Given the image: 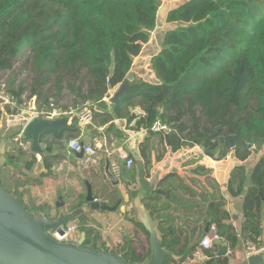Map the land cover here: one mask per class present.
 <instances>
[{
	"label": "trees",
	"instance_id": "16d2710c",
	"mask_svg": "<svg viewBox=\"0 0 264 264\" xmlns=\"http://www.w3.org/2000/svg\"><path fill=\"white\" fill-rule=\"evenodd\" d=\"M169 2L175 3L168 9L165 22L173 28L166 31L160 52L150 60L157 82H130L123 97L113 105L115 113L119 116L118 107L139 99L145 113L139 124L149 134L155 121L169 126L168 133H154L163 134V144L167 134L172 151L200 146L209 154L220 151L221 157L222 150L230 149L225 138L233 136L234 154L245 160L247 146L261 149L264 145V0ZM160 3V0H0V73L11 70L21 53L28 52L37 75L31 97L42 98L43 105H47L49 98L40 87L52 75H57L53 86L58 95L61 75L84 71L87 90L81 92L78 88L76 97L83 105L89 102L102 107L108 91L129 74L133 59L148 42L156 27ZM14 81L15 77L8 80L5 91L21 107L26 88L21 84L14 87ZM6 108L10 115L17 112ZM91 110L93 117L99 116L94 108ZM185 116L190 124L183 122ZM19 133L10 131L6 136L0 131V140L18 145V140L13 139ZM22 152L20 149L21 156ZM5 156L13 158L8 153ZM30 158L24 163L28 170L35 161ZM237 171L242 170L239 167ZM9 178L10 171L5 165L0 169V184L7 191L11 189ZM26 179L32 182L31 178ZM250 181V190L243 201L245 221L240 235L229 233L230 227L219 220L214 226L216 235L229 242L230 248L240 239L242 243H258L264 159L254 168ZM19 185L23 183L18 182ZM25 193L26 190L15 191L20 203ZM86 219L84 215L77 218V230L85 234L84 247L105 250L96 248V237H91L93 229L86 225ZM132 222L148 235L139 222ZM169 232L173 230L170 228ZM165 237L163 246L167 249L178 244L167 243ZM122 252L129 262H141L150 253L148 249L141 257L130 248ZM208 258L205 264H228L226 257ZM183 259V255L178 261L167 258L163 264H181Z\"/></svg>",
	"mask_w": 264,
	"mask_h": 264
},
{
	"label": "crops",
	"instance_id": "0c3cea01",
	"mask_svg": "<svg viewBox=\"0 0 264 264\" xmlns=\"http://www.w3.org/2000/svg\"><path fill=\"white\" fill-rule=\"evenodd\" d=\"M167 11L161 16L165 29L158 27L156 22V36L151 33L140 54L133 59L129 72L132 75L130 82H157V77L150 68V60L160 52L166 31L173 28L165 22ZM117 88L118 85L103 99L104 106L92 104L91 107L99 116H92L90 123L79 124L76 120H68V124L73 126L71 130L41 135V154L32 153L29 148L26 151L21 149V144L28 147L30 145V141H19L21 130L28 120L25 114L22 113L27 119L16 123L18 126L20 122L22 128L7 123L4 130V122L0 123V131L6 136L10 131H20L13 139L18 140V145L0 140L7 145L3 167L7 165L10 171V188L19 192L26 190L21 200L25 205H32L34 211L52 206L57 200V192L66 204H70L68 210L86 207L87 186L98 201L106 202L110 207L120 201L114 212L88 211L84 215L87 216L86 225L93 229L91 237H96L95 245L98 243L97 247L104 246L111 253H123L122 249L130 248L138 254V248L141 247L146 254L149 249L148 235L132 222L137 221L132 202L138 198L158 223L162 245L164 235L167 243H178L171 249L163 246L172 253L173 256L169 258L178 261L183 255L181 264H205L208 256L213 255L226 257L228 264H245L241 239L233 248H230L229 242L221 240L213 241L211 249H203L199 247V242L209 233L210 227L216 225V220L222 225H228L229 233L240 235L245 221L243 201L250 190L251 174L264 159V145L261 149L247 146L248 157L245 160H240L233 148L222 150L224 155L221 157L220 151L209 154L200 146H184L172 151L168 142L161 143L163 134H149L139 124L145 116L139 99L132 100L127 106L118 107L120 115H116L113 108L115 104L110 103V99ZM79 107L82 105L76 108ZM2 117L4 115L0 116V122L3 121ZM105 119L107 122H102ZM70 140L92 147L97 154V165L85 169V155L73 153L67 145ZM18 146L23 151V156L19 154ZM5 153L13 158H6ZM30 157L35 158V161L28 170L24 163ZM126 158L132 160L129 168L125 167ZM113 163L119 168L118 175L112 172ZM106 166L113 181L105 174ZM239 167L241 172L237 171ZM26 177L31 178L32 182L28 183ZM18 182L23 185L18 186ZM29 211L33 212L31 209ZM78 222L71 223L78 226ZM259 226L261 234L258 244L264 246V194ZM170 228L172 233L169 232ZM80 234L77 230L76 242L80 239ZM221 247L226 248V254L219 256ZM180 251L181 256H178ZM258 258L262 261L260 264L264 263V252Z\"/></svg>",
	"mask_w": 264,
	"mask_h": 264
},
{
	"label": "water",
	"instance_id": "95a60500",
	"mask_svg": "<svg viewBox=\"0 0 264 264\" xmlns=\"http://www.w3.org/2000/svg\"><path fill=\"white\" fill-rule=\"evenodd\" d=\"M132 75L128 74L118 84L110 103L116 104L128 89ZM67 117L46 119L41 116L32 117L23 126L20 139L30 141L29 149L32 153L41 154L39 146L41 135L47 132H64L72 129ZM168 141L167 134H164ZM225 143L233 148L235 138L227 136ZM168 144V143H167ZM5 144L0 142V169L5 163ZM83 155V153H80ZM105 174L110 181L113 176L105 167ZM57 200L52 206L43 210L29 211L17 199L14 189L7 191L0 184V264H163L172 257L162 245V237L158 230V223L136 198L132 207L136 210V220L148 233L149 255L141 262H129L123 253L115 254L108 251H93L84 247L85 234H80L77 242L60 243L51 238L49 232L61 229L77 220L88 211L114 212L120 201L113 207L106 202L98 201L87 186V206L68 210L70 204L62 199L57 192ZM32 204V203H31ZM209 227V225H208ZM207 227V228H208ZM226 248H219L218 255H225ZM245 264H260L258 257L245 259Z\"/></svg>",
	"mask_w": 264,
	"mask_h": 264
},
{
	"label": "built area",
	"instance_id": "2783aa9c",
	"mask_svg": "<svg viewBox=\"0 0 264 264\" xmlns=\"http://www.w3.org/2000/svg\"><path fill=\"white\" fill-rule=\"evenodd\" d=\"M110 90L108 91V93ZM91 103H86L84 106L75 109H62L54 104L53 101L48 102L47 105H43L41 102H37L36 97H30L27 104L26 110H20V107L16 106V103L11 100L9 94L5 91V85L0 84V111L9 107L10 110L15 109L21 114H25L28 119L32 117L41 116L46 119H57L61 117H67L69 121L76 120L79 124H88L92 121V110ZM152 132H162L168 133L170 128L167 125L155 121L151 125ZM29 145V144H28ZM68 148L76 154L83 153L85 156L83 158V167L88 169L97 165V158L95 150L90 147L79 143L77 140H70L67 142ZM21 149L26 151L29 147L26 144H21ZM132 165V160L125 159V167L129 168ZM112 172L116 175L119 173L118 166L113 163L111 165ZM49 235L56 242L60 243H70L76 242L77 226L73 223L65 225L61 231L52 230ZM213 241H221V239L216 235L215 227L211 226L209 233H207L199 242V247L203 249H211ZM243 252L245 258L258 257L264 252V246L262 244H254L249 241L243 243Z\"/></svg>",
	"mask_w": 264,
	"mask_h": 264
},
{
	"label": "rangeland",
	"instance_id": "374dc122",
	"mask_svg": "<svg viewBox=\"0 0 264 264\" xmlns=\"http://www.w3.org/2000/svg\"><path fill=\"white\" fill-rule=\"evenodd\" d=\"M160 6L158 9L159 14L157 15V23L159 24L158 27H161L162 29H165L164 23L163 21H161V16L162 14L164 15L166 12V10L170 9L172 4H174L175 2L170 3L169 0H160ZM156 31H152L151 33H153L154 36H156L154 33ZM12 77H15V81H14V87L18 86L19 84H21L23 87L26 88V91L24 92L23 96H22V101H23V105L20 107V110H26L27 109V104L29 102V99L31 97L30 91L31 89L34 87V83L37 80V75L33 72V66H32V57L28 52H23L21 53V55L17 58V61L14 63L13 67L11 70L9 71H5L0 73V84L1 85H5L6 87V83L8 82V80ZM60 92L58 95H56V88L54 85L55 83V79L57 78V75L54 74L50 77V81L45 85V86H41L40 87V91L44 94V96L48 97L50 101L53 102H57V106L62 108V109H68V108H76L78 106L83 105L76 97V91L78 88H80L81 92H86L87 90V86H86V82L87 79L85 77V72L81 71L76 75H61L60 76ZM72 87V89H70V87ZM37 99V102H41L43 104V99ZM74 100H76V105H74ZM8 109H4L2 111H0L1 115H4V117L1 118V120L3 119V121H1L0 123L2 124V127L4 130H6V124L8 123L10 126L16 125V123H18V121H21L26 118V116H23L20 112H16L14 115H10L8 113ZM9 114V115H7ZM183 122H185L186 124H190L189 121V117L185 116L183 118ZM203 122V119H202ZM17 126V125H16ZM22 124L19 122V125L17 127H21L22 128ZM22 205L27 209H31L32 211H34L32 205L29 204H24L23 201L20 199ZM98 243H96L97 245ZM103 244V243H101ZM125 245V243H124ZM91 246V245H90ZM96 248H103L105 250L102 251H106L107 248H105L104 246H100ZM122 249V248H121ZM120 249V250H121ZM139 251L137 252L139 256H143L145 254L144 249H142L141 247L138 248ZM119 251V250H118ZM123 251V249H122ZM109 252V251H108Z\"/></svg>",
	"mask_w": 264,
	"mask_h": 264
},
{
	"label": "clouds",
	"instance_id": "9594fccd",
	"mask_svg": "<svg viewBox=\"0 0 264 264\" xmlns=\"http://www.w3.org/2000/svg\"><path fill=\"white\" fill-rule=\"evenodd\" d=\"M30 146V145H29Z\"/></svg>",
	"mask_w": 264,
	"mask_h": 264
}]
</instances>
